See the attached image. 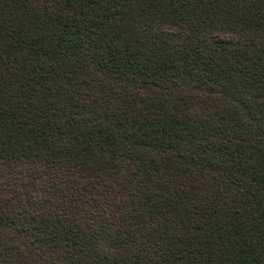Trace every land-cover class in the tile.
<instances>
[{"label": "trees", "instance_id": "obj_1", "mask_svg": "<svg viewBox=\"0 0 264 264\" xmlns=\"http://www.w3.org/2000/svg\"><path fill=\"white\" fill-rule=\"evenodd\" d=\"M0 264H264V0H0Z\"/></svg>", "mask_w": 264, "mask_h": 264}]
</instances>
